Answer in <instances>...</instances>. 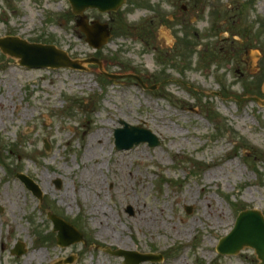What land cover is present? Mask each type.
<instances>
[{
	"label": "rangeland",
	"instance_id": "374dc122",
	"mask_svg": "<svg viewBox=\"0 0 264 264\" xmlns=\"http://www.w3.org/2000/svg\"><path fill=\"white\" fill-rule=\"evenodd\" d=\"M85 14L111 27L97 51L68 0H0V36L102 62L29 68L0 51V264H122L101 245L161 253L154 264H257L250 247L221 255L215 245L237 210L264 215V106L250 99L264 98V0H127L115 13ZM102 71L137 74L145 88ZM120 120L160 144L116 151ZM17 171L42 189L41 202ZM97 207L111 215L105 231ZM138 208L158 222L141 221ZM47 212L73 223L85 244L46 239ZM20 241L27 250L15 256Z\"/></svg>",
	"mask_w": 264,
	"mask_h": 264
},
{
	"label": "water",
	"instance_id": "95a60500",
	"mask_svg": "<svg viewBox=\"0 0 264 264\" xmlns=\"http://www.w3.org/2000/svg\"><path fill=\"white\" fill-rule=\"evenodd\" d=\"M124 0H69L72 13L77 16L76 26L81 29L85 34V40L93 48H100L101 45L108 41L110 29L107 23L99 22L98 20H88L83 14L84 10L95 8L99 12H111V10H117L122 6ZM0 49L7 55L14 56L19 59L21 65H27L31 67H54L59 66L71 67L75 69L83 68L80 62L71 59L67 54L56 48L52 44L42 43H28L24 39L21 40L16 36L0 37ZM90 61L97 62L99 66L101 63L95 58H91ZM111 78L125 77L133 75H117L107 74ZM139 80V79H138ZM123 127H117L114 130V140L116 149L128 148L134 144H139L141 141H147L150 145H157L159 143L158 138L155 135L143 128L126 124L124 121H120ZM48 146H46L47 148ZM18 177L25 183L27 188H30L32 192L38 197H41V191L31 178H28L20 173ZM56 186H59V181L56 180ZM190 212V209H187ZM50 220L53 222V230H56L57 240L56 242L60 246H65L76 241L81 240L82 234L77 231L67 221L62 220L56 215L48 214ZM232 230L226 234L217 244V250L220 253L234 254L244 246H249L254 249L256 256L260 259L258 264H264V217L257 209H244L239 212L238 217L234 223ZM16 246L11 250V253L20 256L25 252V244L18 242ZM115 255L124 256V264H139L144 260L155 261L161 258L160 255H153L150 253H138L136 251H127L124 249L107 250ZM71 257L67 258L64 262H70Z\"/></svg>",
	"mask_w": 264,
	"mask_h": 264
},
{
	"label": "bare ground",
	"instance_id": "6f19581e",
	"mask_svg": "<svg viewBox=\"0 0 264 264\" xmlns=\"http://www.w3.org/2000/svg\"><path fill=\"white\" fill-rule=\"evenodd\" d=\"M97 134H94L90 140H89V147L86 149V160L90 161L91 158H94L95 155L97 154L95 152V148H97V141H96ZM92 168H96V166H93ZM66 196V192H64ZM138 217H140L141 221H152L153 224L158 222L156 214L154 212L152 213L151 211H146L144 208H138ZM162 210V208H160ZM95 215H97V223L99 226V229L101 231H105L106 228H109L110 223L112 221L110 213L106 212L103 210L101 207H97L96 211L94 212ZM36 255V254H35Z\"/></svg>",
	"mask_w": 264,
	"mask_h": 264
}]
</instances>
